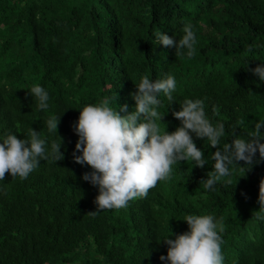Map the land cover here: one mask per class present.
<instances>
[{"label":"trees","instance_id":"16d2710c","mask_svg":"<svg viewBox=\"0 0 264 264\" xmlns=\"http://www.w3.org/2000/svg\"><path fill=\"white\" fill-rule=\"evenodd\" d=\"M187 23L197 40L192 57L156 44L157 31L179 40ZM257 65H264V0H0V142L8 134L27 139L33 128L49 150L62 137L64 155L41 160L27 179L0 181V264H167L161 239L188 231V214L223 219V264H264L257 203L264 161L243 178L235 166L205 189L216 149L193 134L204 168L181 161L145 198L91 215L98 190L81 179L91 169L72 156L79 109L116 95L117 111L126 104L120 114L127 115L143 76L177 82L170 106L158 97L166 131L180 126L172 112L184 99H201L210 122L225 127L219 148L234 128L247 139L264 121V82L251 72ZM33 85L48 93V109L37 107ZM59 115L56 136L46 120Z\"/></svg>","mask_w":264,"mask_h":264},{"label":"clouds","instance_id":"9594fccd","mask_svg":"<svg viewBox=\"0 0 264 264\" xmlns=\"http://www.w3.org/2000/svg\"><path fill=\"white\" fill-rule=\"evenodd\" d=\"M182 32L177 40L157 31L154 34L156 44L174 48L176 56L192 57L197 43L192 24H185ZM248 51H252L251 46ZM251 72L264 82V65H257ZM176 87L177 82L172 75L157 80L143 76L135 85V92L130 93L135 101V110L127 115L120 114L127 112L126 104L119 106L117 111L116 95L79 109V116L73 125L78 137L73 161L91 169L81 179L98 190L93 201L96 210L88 214L119 210L127 207L129 201L145 198L159 181L170 179L173 165L181 161L194 162L195 167L204 168V154L196 146L193 134L198 139H207L210 147L216 149L211 157L213 169L207 172L206 179H202L205 189H212L222 178L231 177L235 166L240 167L243 172L240 178H243L253 165L264 161V121L254 124V130L248 133L247 139L240 138L234 128L231 142L224 143L221 149L218 146L225 135V127L223 123L214 126L210 122L201 99H184L180 110L172 112L180 126L172 132L166 131L162 122L165 114L158 110L162 103L158 97L163 93L170 106L175 102L172 94ZM29 94L36 98L40 110L48 109L49 95L43 87L33 85ZM60 115L46 120L48 131L56 136ZM161 124L165 126L163 130ZM27 136V139H21L8 134L0 142V181L5 180L6 174L11 178L27 179L41 160L53 159L57 162L64 158L62 137L58 136V142L52 141L49 150L39 131L30 128ZM76 152L80 154L76 155ZM241 161L242 166L238 163ZM227 183L231 184V180ZM257 203L260 212L264 213V177L259 181ZM258 218L264 219V216ZM182 221L186 222L188 231L181 234L170 232L175 239H169L170 235L161 239L168 247L166 255H161L159 259L167 264H223V219L188 214Z\"/></svg>","mask_w":264,"mask_h":264}]
</instances>
